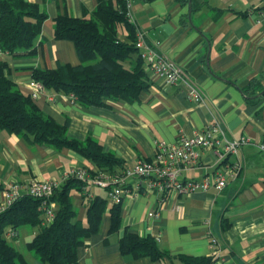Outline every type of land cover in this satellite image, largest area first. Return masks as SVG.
<instances>
[{"label": "crops", "instance_id": "crops-1", "mask_svg": "<svg viewBox=\"0 0 264 264\" xmlns=\"http://www.w3.org/2000/svg\"><path fill=\"white\" fill-rule=\"evenodd\" d=\"M27 1L37 3L47 13L40 37L43 42L34 56L3 52L0 61H8L9 77L30 94L32 69L80 63L72 41L55 39V18L89 15L97 0ZM130 2L147 40L159 42L160 50L189 72L204 94L203 101L188 99L180 86L150 74V87L133 103L109 101L108 106H84L70 95L46 89L33 99L46 114L59 123L68 120L70 137L83 141L92 136L123 165L100 170L72 149L31 145L0 129V203L12 183L64 182L69 173L89 168L97 171L93 175L120 173L139 159L153 158L157 142L172 143L180 134L193 135L218 122L228 136L251 139L237 156L230 157L242 163L238 177L229 179L222 191L211 188L185 195L172 191L164 196L154 191L124 195L120 231L108 234V209L100 231L78 248V264H186L184 255L208 256L217 264H264V152L257 147L264 142V24L259 21L264 0ZM217 161L215 150H202L199 164L185 170L182 177L200 180L213 172ZM95 186H90L89 199L81 191H72L80 218L84 219L86 205L97 194L106 196L108 205L113 204L111 191ZM150 212L156 215L149 216ZM126 227L140 236H153L170 256L153 260L122 254L119 238ZM11 231L7 229L8 239ZM38 231V226L22 228L14 239L18 241L22 235L28 240L26 237L33 238ZM26 260L40 263L36 256Z\"/></svg>", "mask_w": 264, "mask_h": 264}, {"label": "trees", "instance_id": "trees-1", "mask_svg": "<svg viewBox=\"0 0 264 264\" xmlns=\"http://www.w3.org/2000/svg\"><path fill=\"white\" fill-rule=\"evenodd\" d=\"M127 0H97L94 11L84 17L60 15L54 20L55 39L74 43L80 59L78 65L58 63L54 68H34L32 77L45 88L72 95L84 106H108L109 101L133 103L150 87V75L135 46L136 26L125 15ZM47 13L37 3L27 0H0V49L9 54L34 56L42 44L41 30ZM126 33V37L122 34ZM69 121L59 123L46 114L30 94L22 91L9 77V63L0 61V129L15 133L29 144H45L55 149L68 148L90 160L98 169L123 165L113 153L88 136L78 140L68 135ZM99 171V170H98ZM90 174L97 171L88 169ZM85 182L70 176L49 198L22 195L0 213V264H33L9 242L8 228L16 232L21 225L38 226V233L27 242L39 264H78V248L97 234L109 209L108 234L120 231L121 203L108 205V198L95 195L80 218L72 191L83 192ZM94 186V185H93ZM0 181V189H2ZM96 187V186H95ZM91 189V187H89ZM110 190L111 188H105ZM83 197L85 195L83 194ZM56 202L52 223L42 224L43 206ZM14 237L11 238H15ZM122 254L136 258L160 260L170 256L151 236L125 228L119 238ZM186 264H208L211 257L181 256Z\"/></svg>", "mask_w": 264, "mask_h": 264}, {"label": "built area", "instance_id": "built-area-1", "mask_svg": "<svg viewBox=\"0 0 264 264\" xmlns=\"http://www.w3.org/2000/svg\"><path fill=\"white\" fill-rule=\"evenodd\" d=\"M125 15L136 26L135 46L144 61L145 70L151 76L162 79L166 84L180 86L188 99L196 103L202 102L204 94L189 72L164 54L160 50L159 42H149L145 31L137 26L130 0H127ZM259 21L264 24V11L261 12ZM3 52L4 50L0 49V53ZM31 87L30 95L33 99L46 91L44 84L34 79ZM71 98H73L72 95ZM250 142L251 139L248 136L240 138L228 136L227 131L218 122H211L193 135L180 134L172 143L157 142L153 158L139 159L132 167H126L120 173L91 175L88 170L82 169L69 173L65 179L75 176L84 181L85 199L92 197L90 186L110 187V198L113 203H121L124 195L138 194L140 191L159 192L163 196L171 191L178 195L207 191L211 188L222 191L227 186L228 180L238 177L242 170L241 161L239 159L231 161L230 157L237 156L242 147ZM257 147L264 152V142L259 143ZM207 149L215 150L218 155L217 165L213 172L200 180L183 178L184 171L196 167L200 162L201 151ZM61 183L55 179L12 183L3 193L0 213L25 194L38 198H49L61 186ZM55 212L54 202L45 203L42 224L52 223ZM155 215V212L149 213V216ZM14 235L16 232L11 231L10 236L14 237ZM211 241L217 244L216 238H212ZM208 264H217V260Z\"/></svg>", "mask_w": 264, "mask_h": 264}, {"label": "rangeland", "instance_id": "rangeland-1", "mask_svg": "<svg viewBox=\"0 0 264 264\" xmlns=\"http://www.w3.org/2000/svg\"><path fill=\"white\" fill-rule=\"evenodd\" d=\"M27 227H34V226H32L31 224H24V225H21V226L18 228V230H21L22 228H27ZM21 237H22V235H20V237L18 238V241H17V238H16V239H14V238H9V242H10L11 244H13V245H14V242H15L16 245H17V247H18V249H19L21 252H23V254L25 253L26 258L32 260V257L35 256V253H33L32 251H30V250L28 249V247H27V241L30 240V239H32V238H31L32 236H28V238L26 237V239H28V240H23V239H24V236H23L22 238H21ZM19 239H20V241H19ZM25 241H26V242H25Z\"/></svg>", "mask_w": 264, "mask_h": 264}]
</instances>
